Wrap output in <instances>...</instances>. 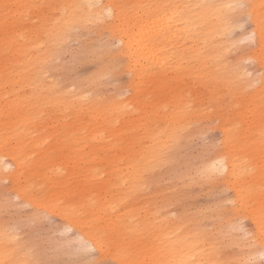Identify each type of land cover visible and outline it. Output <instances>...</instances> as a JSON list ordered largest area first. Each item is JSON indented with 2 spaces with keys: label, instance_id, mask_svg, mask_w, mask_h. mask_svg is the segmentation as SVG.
Returning a JSON list of instances; mask_svg holds the SVG:
<instances>
[{
  "label": "bare ground",
  "instance_id": "6f19581e",
  "mask_svg": "<svg viewBox=\"0 0 264 264\" xmlns=\"http://www.w3.org/2000/svg\"><path fill=\"white\" fill-rule=\"evenodd\" d=\"M36 3L0 0V184L8 181L5 190L35 218L58 216L76 239L97 249L98 264H247L264 257V83L258 76L248 79L225 58L228 35L242 15L226 6L249 5L250 34L256 30L253 59L262 44L264 0H138L126 13L122 0ZM29 18L37 22L30 25ZM84 27L117 41L115 52H109L111 66L90 79L89 91L103 74L121 70L130 75L127 99L104 102L49 79L59 45ZM170 79L200 87L194 102L180 92L173 102L159 95L156 102L136 106L140 82L159 86ZM213 114L216 123L208 125L221 132L217 151L193 176L185 174L181 185L227 189L232 197L209 212L171 215L168 207L183 191L169 196L152 190L149 196L148 190L172 162L186 130ZM206 218L214 232L205 230ZM240 220L251 226L244 241L234 233ZM240 244L246 253H222ZM0 264H37L2 224Z\"/></svg>",
  "mask_w": 264,
  "mask_h": 264
},
{
  "label": "rangeland",
  "instance_id": "374dc122",
  "mask_svg": "<svg viewBox=\"0 0 264 264\" xmlns=\"http://www.w3.org/2000/svg\"><path fill=\"white\" fill-rule=\"evenodd\" d=\"M134 1L138 0H122V9H125V13ZM42 2L43 0H37L36 5L40 6ZM26 22L34 25L37 20H30L29 18ZM238 22L243 23L244 27L235 26L231 34L228 35L230 39L229 51L225 54V58L229 64H236L241 68L246 76L248 72L253 73L252 78L247 76L248 79L252 80L261 71L257 64L246 63L250 60L249 51L255 46L246 40L252 30V24L247 15H240L236 24ZM59 47L61 49L58 48V53L53 58L54 69L50 70L51 72L47 75L54 82H59L62 88L65 87L71 91L84 90L86 97L97 96L104 102L111 97H119V99L124 100L130 96L131 92L128 88L130 75L125 71L121 73V70L117 75L103 74L100 83H97L98 87L96 84V90L89 91L92 87L90 84V86L87 85L90 79H93L103 66L107 64L111 66L110 64L113 62L110 54L111 51L115 52L117 41L111 39L108 33L100 34L93 27L76 28L72 37L64 41ZM136 90V106L145 107L149 102H156L159 95L173 102L174 99L177 100V95L180 92L190 94L188 99L194 102V96L199 95L200 87L193 83L175 82L171 79L159 86L157 83L144 80L138 84ZM172 109L170 108V110ZM214 119L215 115L213 114L208 122H200L186 130L179 146L173 153L172 162L165 169H160V173L156 177L157 185L153 183L154 188L151 186L152 189L149 188L148 190L149 196L153 194L152 190H158L169 196H173L174 191L179 195L183 191L184 196L181 194L182 198L180 197L179 201L177 199L176 203L175 201L172 203L174 205L168 207L171 215L185 211L188 214L209 212L225 205L232 197V191L227 189L211 186L202 187L197 183L189 185L186 183L184 187L181 185L182 181L186 182L188 175L193 176L198 167L214 157L221 140L220 130L213 127L216 123ZM211 122L214 124L208 125ZM261 151L263 152L260 155L264 158V148ZM8 184L7 180L0 184V224L5 230L12 233L14 231L17 234L18 240L35 257L37 264H76L79 257L72 253V250L77 246L76 232L72 229H65L58 216L40 215L36 218L31 216L32 209L21 204L17 198L5 190ZM187 191L189 192L186 193ZM207 209L210 210L207 211ZM202 223L206 231H213L212 219L206 218ZM238 223V230H234V233L241 235L236 237L244 241L251 226L247 220H240ZM229 236L232 235H224V238L227 239ZM237 249H241L243 253L247 252V248L240 244L228 247L222 253L230 256ZM95 257L96 252L91 255V258L95 259ZM242 263L243 260L240 261V264ZM105 264L113 263L107 261ZM247 264H264V257L258 256L251 259Z\"/></svg>",
  "mask_w": 264,
  "mask_h": 264
},
{
  "label": "snow or ice",
  "instance_id": "6c2138e0",
  "mask_svg": "<svg viewBox=\"0 0 264 264\" xmlns=\"http://www.w3.org/2000/svg\"><path fill=\"white\" fill-rule=\"evenodd\" d=\"M89 7H91V5H89ZM226 7L232 10H238L242 15H247L248 18L251 19V13L247 12L249 5H246L244 3H236V4H229ZM107 16L108 18H111L112 13L108 12ZM98 22L102 23L103 18H99ZM236 27L243 28L244 25L243 23L238 22L236 24ZM258 27H259V35L262 41L261 47H260L259 52L255 54V58L246 61V63H249V64L259 63L261 67L264 68V18H261ZM255 37H256V30H254L253 33L250 34L248 37H246V40L254 45ZM247 76L249 78H252L253 73L248 72ZM258 79H259V82L264 83V71L259 72ZM261 227L264 228V223L261 224ZM98 243H99L100 249L102 250L104 247L103 238H100ZM76 244L77 246L72 250L73 255H75L76 257H79L76 264H98V262L94 258H91V255L97 251L96 248H94L91 244H89L88 242L84 241L81 238L77 239Z\"/></svg>",
  "mask_w": 264,
  "mask_h": 264
}]
</instances>
